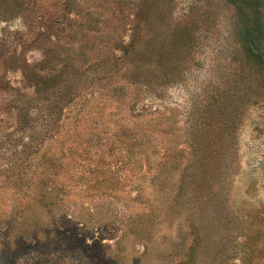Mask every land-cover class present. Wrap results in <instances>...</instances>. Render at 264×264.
Masks as SVG:
<instances>
[{
  "label": "rangeland",
  "instance_id": "rangeland-1",
  "mask_svg": "<svg viewBox=\"0 0 264 264\" xmlns=\"http://www.w3.org/2000/svg\"><path fill=\"white\" fill-rule=\"evenodd\" d=\"M241 26L230 0H0V264H264Z\"/></svg>",
  "mask_w": 264,
  "mask_h": 264
},
{
  "label": "trees",
  "instance_id": "trees-1",
  "mask_svg": "<svg viewBox=\"0 0 264 264\" xmlns=\"http://www.w3.org/2000/svg\"><path fill=\"white\" fill-rule=\"evenodd\" d=\"M240 11L242 18L241 34L250 55L264 64V15L260 4L253 0H230Z\"/></svg>",
  "mask_w": 264,
  "mask_h": 264
}]
</instances>
